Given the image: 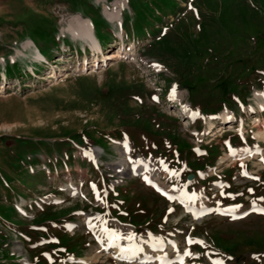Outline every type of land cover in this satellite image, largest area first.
<instances>
[{
  "label": "rangeland",
  "instance_id": "obj_1",
  "mask_svg": "<svg viewBox=\"0 0 264 264\" xmlns=\"http://www.w3.org/2000/svg\"><path fill=\"white\" fill-rule=\"evenodd\" d=\"M114 1L0 0V264H264V0Z\"/></svg>",
  "mask_w": 264,
  "mask_h": 264
},
{
  "label": "bare ground",
  "instance_id": "obj_2",
  "mask_svg": "<svg viewBox=\"0 0 264 264\" xmlns=\"http://www.w3.org/2000/svg\"><path fill=\"white\" fill-rule=\"evenodd\" d=\"M124 2L125 0H115L114 1V7H115V13L114 12H110V13H106L107 16H108V19H114L116 16H119V14L121 13V8L122 6L124 5ZM68 32L72 33L74 36L78 37V38H83V40H88L89 43H90V48L93 50V52L95 51V53H92V60L93 62L91 63V65H98L99 62L101 61H105L107 62V60L109 59H116V58H121L123 56H127L128 54H132V49L134 48V44H130L128 48H126L124 46V44L122 43V37H121V41H120V44H119V47L116 51H112V52H102V49L98 43V41L96 40V38L94 37L93 35V32H92V25L90 23V21L87 19V18H83L81 17L80 15H76L74 16V21L72 23H69L68 25ZM120 36H122L120 34ZM96 54V55H95ZM94 56V57H93ZM36 60H45V56L42 54V53H38L37 56H36ZM86 60V59H85ZM89 64H87V62H83V68L82 69H86ZM90 65V66H91ZM51 71H53L51 69ZM51 72H49V76H51L50 74ZM5 79V78H4ZM183 107V106H182ZM193 113L191 112H187V117H192ZM221 122H225L226 119H223V118H220ZM227 121V120H226ZM210 127L212 128L213 127V124H212V121L210 122ZM129 153V146H126L125 147V150L122 152V158L123 157H126ZM144 166L142 165L140 162L137 164V167L136 168H133V169H127L124 165L122 164H117L116 167H117V170L119 171L120 174H125L127 176H131V175H137L141 172V167ZM69 189L70 190H74L75 187L69 183ZM181 199V197H180ZM185 206V210H188L190 213H192L194 216L197 214V211H198V207H196L193 203H190V202H185L184 200H181ZM207 210V209H206ZM205 211V210H203ZM228 211V210H227ZM105 245H110V244H107V243H104ZM119 243L117 241H114V246L115 248H121V244L118 245ZM158 247L160 246L161 247V250H159V252L156 254V258L159 260L160 258V255L161 253H163V255L166 256L165 254V249L166 247H171V246H175L176 243L175 241H168V243H166V241L164 242H160L158 243ZM112 246V244L110 245ZM166 246V247H165ZM103 247H106L103 245ZM125 249V247H124ZM120 250V254L123 255V254H132L133 252H129V251H126V250ZM16 250L18 251H22V246L20 244H17L16 246ZM132 256H134L132 254ZM148 255H144L143 257H146ZM167 257V256H166ZM156 261V260H155ZM160 261V260H159ZM158 263V262H157Z\"/></svg>",
  "mask_w": 264,
  "mask_h": 264
},
{
  "label": "water",
  "instance_id": "obj_3",
  "mask_svg": "<svg viewBox=\"0 0 264 264\" xmlns=\"http://www.w3.org/2000/svg\"><path fill=\"white\" fill-rule=\"evenodd\" d=\"M190 176H191V175L189 174V175L187 176V179H189V178H190Z\"/></svg>",
  "mask_w": 264,
  "mask_h": 264
}]
</instances>
